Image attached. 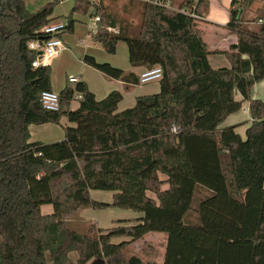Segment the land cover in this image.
<instances>
[{
    "label": "trees",
    "instance_id": "16d2710c",
    "mask_svg": "<svg viewBox=\"0 0 264 264\" xmlns=\"http://www.w3.org/2000/svg\"><path fill=\"white\" fill-rule=\"evenodd\" d=\"M61 2L32 13L25 0H0V264H89L97 258L145 264L127 252L150 233L167 238L163 264H264V102L252 98L264 80V24H256L264 13L250 21L255 29L245 20L254 0L238 9L232 0L226 27L238 43L224 52L230 67L221 69L210 63L201 19L136 2L142 10L135 25L97 6L95 43L115 54L125 42L132 67L163 70L160 92L121 112L120 92L98 101L84 82L66 84L58 111L42 107L41 93L52 91L51 69L32 68L28 43L48 39L42 30ZM192 3L185 0L179 10ZM91 8L90 0H75L67 32L74 30L73 16ZM206 9L200 0L195 14L204 18ZM84 62L127 87L140 83L138 75L93 57ZM75 94L82 99L71 110ZM244 102L252 118L245 141L235 127L222 128ZM63 117L73 125L64 128V141L29 142L30 125H60ZM91 191L114 192L113 202L95 201ZM44 205L53 213L43 215ZM87 208L142 217L77 232L69 221Z\"/></svg>",
    "mask_w": 264,
    "mask_h": 264
},
{
    "label": "crops",
    "instance_id": "0c3cea01",
    "mask_svg": "<svg viewBox=\"0 0 264 264\" xmlns=\"http://www.w3.org/2000/svg\"><path fill=\"white\" fill-rule=\"evenodd\" d=\"M69 1H75V0H69ZM149 1H153V0H90V2L93 5V8H91L90 10L91 12L90 18L94 19V22H93L94 29L90 31L88 30L87 39L90 38L92 40V43H93L92 46L98 47L97 45L99 44L93 41V35L97 31V23H98L97 21H95V17H94L95 8L97 6L105 7L110 13L118 17L119 22H121V20H124L125 17L126 18L131 17V20H130L131 22L133 16H137V18L140 19V12L142 8L136 2H149ZM184 1L185 0H171V4L173 5V8L179 9L180 5ZM203 1L206 3L207 9L206 11L203 12L204 18H201L198 28L203 34V40L207 44L208 50L211 52V55L209 56L210 63L214 69L229 68L230 63L228 59L226 58L224 52L229 51L232 45H235L238 43V36L226 27V25L230 22V19H231L230 12H231L232 0H203ZM62 2H65V1H62ZM218 4H221L222 6L224 7L226 6L228 8L227 12L225 13V16L223 17L221 21H218L216 19L218 17H217L216 12L214 11V6ZM72 8L73 6L71 7V10ZM258 11L259 10L257 8L256 15ZM55 20H60V18L58 17ZM75 22L77 21L75 20ZM90 25L91 23L89 24V29L91 28ZM67 33L68 32H66L61 37L62 41H64L63 43L66 49L63 52H61L59 55L54 57L53 59L58 58L60 55L64 53L72 51V49L65 42V41H70L69 40L70 36L67 35ZM83 40L84 38L81 37L80 43L84 45L85 47L83 49L82 54L79 56V58L82 60L84 71L86 67H90L84 62V58L86 56L93 57L100 64L108 63L114 68L121 69L128 73H134L138 76H140V74L144 72V70H146L145 68H134L131 66L130 61H129V50L127 49L125 50V48H122L126 51V54L124 55V50H122L123 51V61H120L119 59L115 57L114 58H110L108 56L105 57L103 54H100V59H99L97 54L95 53H93V55L89 54V52L93 50L91 48V44H88L87 40H86V43L84 44ZM121 47L122 46L120 42L117 46V53ZM127 54H128V62L126 60ZM91 69H94V68L91 67ZM98 73L100 76H97L98 80L96 81L94 80L92 81V79L88 77H84V74H80V77L78 76H74V77L78 78L79 80L78 83L84 82L88 86L89 90L95 94L96 99L98 101L105 99L110 93L114 91L120 92L123 96V100L119 104L120 112L134 107L136 104L137 98L142 97V96L158 94L160 90V84H157L155 86L154 85L148 86L147 88L146 85H151L152 83L145 84V86L139 83V85H129V87H127V84L121 80L110 79L104 76L99 71ZM76 85H73V86H76ZM252 98L261 100L264 102V80L258 83L257 85H255V87L252 90ZM236 99L238 101L242 100V96L238 92L236 93ZM79 105H80L79 101L71 103V110L78 109ZM251 124H252V118L250 116V111H249V102H244L241 111H239L236 114L231 115L224 122V124L222 125V128L235 127V131L240 135L242 140L245 141L247 139V135H246L247 130L251 126ZM68 126H73V125L70 124L67 117H63L61 119L60 125H56L52 123L43 124V125H30L29 126V133H30L29 142L31 143L41 142L44 144H54V143L62 142L66 138L64 128ZM161 179L165 180L166 177L165 178L161 177ZM164 186H163L164 190L168 189V185H166L167 187H164ZM96 192L97 193L100 192V193L95 194ZM149 196L153 198L155 197V195L151 193H149ZM91 197L95 201L111 204L113 202L114 192L91 191ZM53 210H54L53 206H50V205H44L41 207V212L43 215L52 214ZM141 217H142V214L135 215L132 212H130V210H123L119 208H109L105 210H94L91 208H87L81 211L77 216L71 218L69 221V224L72 227H75L76 229L84 227V225H86L85 223H87V225L95 224L97 228L99 229H110L116 226L117 225L116 222L118 221H121V220L133 221ZM100 221L104 223H100ZM148 235L145 237V239L133 243V245L130 248H133L134 246L139 247L145 242L150 241L149 240L150 238H148L150 236ZM151 239L158 240L159 243L154 242V243L149 244L151 247H153V249L151 250V253H150L151 256H147V255L144 256L145 264H163L164 255H165L164 244L167 238L163 234L156 233V235H153ZM122 240L131 241V239H115L113 240V242L119 243ZM0 241H1V236H0ZM75 254L77 255V258H75ZM70 257L74 263L77 262L78 260L77 253L75 252L71 253Z\"/></svg>",
    "mask_w": 264,
    "mask_h": 264
},
{
    "label": "rangeland",
    "instance_id": "374dc122",
    "mask_svg": "<svg viewBox=\"0 0 264 264\" xmlns=\"http://www.w3.org/2000/svg\"><path fill=\"white\" fill-rule=\"evenodd\" d=\"M53 0H25L27 8L30 12L35 13L38 10H40L42 7H44L46 4L52 2ZM65 2H62L60 4H58L54 10V14L53 17L54 18H60L61 21L64 22H68V16L70 15L71 12V7L74 6L75 1H66L63 0ZM262 5V2L260 0L255 1L253 7L251 6L246 14H245V20L250 22V20H252L253 18H255L256 16V9L259 8V6ZM173 6V5H172ZM228 8L225 6H222L221 4L215 5L214 6V11L217 14L216 18L218 21H221L223 19V17L225 16V13L227 12ZM90 13L88 14H80L77 13L73 16L74 20H76L77 22H75V26H74V30L73 32H68L67 35L70 36L69 40L70 41H65L67 43V45L72 49V51L64 53L62 55H60L58 58L56 59H52L50 62V69H51V80H52V91L55 93H60L62 91V89H64V87L66 86L69 80V78L74 77V76H78L80 77V74H84V77H88L90 79H92V81H96L98 80L97 76H100L98 71L95 69H91V67H86L85 71H84V66L82 64V60L79 58V56L82 54L83 49H84V45H82L80 43V38L83 37V43H86V40L88 41V44H91V48L93 49L91 52H89V54L93 55V53L97 54L99 59H100V54H103L105 57H110V58H117L120 61H123V51L125 48V50H128V46L125 42H121V48L119 49L118 53L116 52L115 54H110L108 53L101 45H97L98 47H94L92 46V40L89 38L87 39L88 36V30H92L94 29V19L90 18ZM141 17V15H140ZM125 22H130L131 17H125L124 18ZM139 18H137V16H133L132 17V21L131 23L137 25L139 23ZM92 21V22H91ZM90 25V29H89V24ZM248 26V28L250 29H255L257 26L255 23L253 24H248L246 25ZM213 31V30H212ZM65 37V36H64ZM63 37V38H64ZM64 42V41H63ZM81 49V50H80ZM124 50V55L126 54V51ZM115 55V56H114ZM82 58V57H81ZM126 60L128 62V54L126 55ZM159 84V82H155L152 83L151 85H146L147 88L148 86H155ZM145 86V85H143ZM74 87V86H73ZM160 92V90H159ZM158 92V93H159ZM162 178H165L164 175H161ZM164 187H167L166 185ZM100 193V192H98ZM97 192L95 194H98ZM52 206V205H50ZM135 215H138L140 213H134L133 211H130ZM47 215V214H46ZM100 223H104L102 221H100ZM86 225H84V227L76 229L75 227H71L76 230L77 232L83 233L88 231L89 227L92 226L91 225H87V223H85ZM95 225V224H93ZM96 226V225H95ZM97 227V226H96ZM153 235H156V233H151L149 234L148 238H150L148 242H145L144 244L138 246H134L133 248H129L128 252H127V256H131L134 253L137 255H140L142 257H144L145 255L147 256H151V250L153 249V247H151L149 244L150 243H159L158 240L155 239H151L153 237ZM164 235V234H163ZM137 250V251H136ZM138 252V253H136ZM75 258H77V255L75 254ZM147 262V261H146Z\"/></svg>",
    "mask_w": 264,
    "mask_h": 264
},
{
    "label": "built area",
    "instance_id": "2783aa9c",
    "mask_svg": "<svg viewBox=\"0 0 264 264\" xmlns=\"http://www.w3.org/2000/svg\"><path fill=\"white\" fill-rule=\"evenodd\" d=\"M63 1V0H62ZM200 0H192V7L190 10H179L173 8L171 4V0H153L150 1L153 4L163 6L170 10H175L182 12L186 15H189L193 18L201 19L198 15L195 14L196 7ZM243 0H237V4L234 9H238L241 6V2ZM257 0H254V3ZM262 5L259 6L258 10L264 13V0H260ZM95 21H100L99 17H95ZM246 24H253V22H246ZM257 25L264 24V17L258 18ZM68 22H64L61 20H53L49 24H47L42 32L48 36L47 40H32L28 43V49L35 53V59L32 62V68L38 69L40 67H47L50 64V61L63 52L66 47L61 39L62 35L67 32ZM110 31L116 32L114 29H109ZM163 70L161 67H154L151 69H146L139 76V82L142 85L159 82L162 79ZM78 78L71 77L69 79V83L72 85H76L78 83ZM82 99L81 94H75L73 102L80 101ZM40 102L42 107L46 111H58L60 109V96L59 93H55L53 91H45L40 95Z\"/></svg>",
    "mask_w": 264,
    "mask_h": 264
},
{
    "label": "water",
    "instance_id": "95a60500",
    "mask_svg": "<svg viewBox=\"0 0 264 264\" xmlns=\"http://www.w3.org/2000/svg\"><path fill=\"white\" fill-rule=\"evenodd\" d=\"M89 264H108V262L104 258H97Z\"/></svg>",
    "mask_w": 264,
    "mask_h": 264
}]
</instances>
